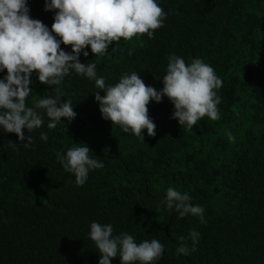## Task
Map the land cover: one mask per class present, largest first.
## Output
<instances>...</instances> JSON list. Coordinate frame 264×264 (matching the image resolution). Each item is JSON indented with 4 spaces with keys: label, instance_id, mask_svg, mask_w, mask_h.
Masks as SVG:
<instances>
[{
    "label": "trees",
    "instance_id": "obj_1",
    "mask_svg": "<svg viewBox=\"0 0 264 264\" xmlns=\"http://www.w3.org/2000/svg\"><path fill=\"white\" fill-rule=\"evenodd\" d=\"M156 2L166 19L154 38H121L97 57L89 46L80 61L95 62L106 87L135 72L160 91L170 56L186 64L199 58L223 82L215 90L219 119L205 116L192 128L180 127L163 97L147 106L155 137L144 129L141 139L104 120L95 100L104 92L71 71L56 86L62 102H72L71 123L64 119L49 129L44 115L41 128L24 130L34 141L28 148L0 127V264H99L92 222L111 224L113 236L127 232L137 243L158 239L164 252L154 264H264V0ZM28 7L51 30L55 11H45V0H28ZM6 75L0 72V79ZM53 88L33 73L28 106L54 95ZM75 143L87 144L104 165L90 170L83 185L57 158ZM169 187L203 207V223L168 209ZM192 229L200 234L195 251ZM181 237L189 255L177 254ZM111 264H120L119 257Z\"/></svg>",
    "mask_w": 264,
    "mask_h": 264
},
{
    "label": "clouds",
    "instance_id": "obj_2",
    "mask_svg": "<svg viewBox=\"0 0 264 264\" xmlns=\"http://www.w3.org/2000/svg\"><path fill=\"white\" fill-rule=\"evenodd\" d=\"M45 11H55L51 30L30 16L28 0H0V72L7 71L0 79V127L16 134L23 147L34 142L31 135L25 137L24 130L31 133L41 128L44 115L49 129H55L64 119L71 123L76 118L71 100L62 102L60 88L56 87L73 70L94 80L104 92L103 96L101 91L95 93L103 119L141 139L144 129L148 136L155 137L156 125L147 106L153 100L162 102L163 97L174 105L173 119L178 120L180 127L192 128L205 116L213 121L219 119L217 106L221 98L215 90L223 82L214 68L199 58L186 64L183 58L170 56L160 91L147 86L135 72L106 87L105 79L97 77L96 63L80 61L81 53L89 55L85 50L89 46L97 57L106 54L109 46L118 44L121 38L127 41L144 34L154 38V32L163 27L166 19L156 0H45ZM61 44L71 46L72 52L64 51ZM33 73L38 74L41 84L54 86V95L41 96L30 107L27 98L32 93ZM40 139L46 142L47 133H42ZM229 139L234 138L230 135ZM9 147L18 150L15 142L9 141ZM90 152L87 144L75 143L66 154L57 153L64 170L74 174L77 185L87 181L90 170L104 167L99 157L92 158ZM190 200L188 193L169 187L163 203L170 210L175 208L181 218L191 214L203 223V207L193 206ZM113 231L111 224L90 225L89 236L100 253L99 264H111L117 257L120 264H154L162 257L164 245L158 239L137 243L127 232L113 236ZM199 235L195 229L190 230L191 251L196 250ZM177 254H190L184 237L180 238Z\"/></svg>",
    "mask_w": 264,
    "mask_h": 264
},
{
    "label": "rangeland",
    "instance_id": "obj_3",
    "mask_svg": "<svg viewBox=\"0 0 264 264\" xmlns=\"http://www.w3.org/2000/svg\"><path fill=\"white\" fill-rule=\"evenodd\" d=\"M111 46H109V48H110Z\"/></svg>",
    "mask_w": 264,
    "mask_h": 264
}]
</instances>
